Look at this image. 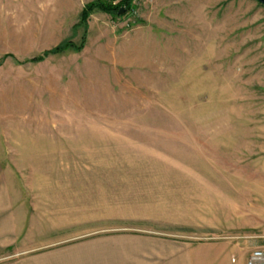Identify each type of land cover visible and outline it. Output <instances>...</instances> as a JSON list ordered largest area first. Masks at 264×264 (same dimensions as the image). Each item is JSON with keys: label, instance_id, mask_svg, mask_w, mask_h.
Masks as SVG:
<instances>
[{"label": "rangeland", "instance_id": "obj_1", "mask_svg": "<svg viewBox=\"0 0 264 264\" xmlns=\"http://www.w3.org/2000/svg\"><path fill=\"white\" fill-rule=\"evenodd\" d=\"M94 0H0V59L79 44ZM0 65L20 228L0 264H246L264 248V5L135 0Z\"/></svg>", "mask_w": 264, "mask_h": 264}, {"label": "trees", "instance_id": "obj_2", "mask_svg": "<svg viewBox=\"0 0 264 264\" xmlns=\"http://www.w3.org/2000/svg\"><path fill=\"white\" fill-rule=\"evenodd\" d=\"M135 0H122L118 5H112L110 2L106 0H94L91 2H88L84 5L81 15H80V21L78 23L79 26H82L84 29L83 36L81 39V42L79 44L73 42L70 39H64L60 43H58L56 46L44 50L42 53L37 54L33 57H30L26 60L18 61L16 60L15 56L12 54H6L0 59V65L3 63V61L8 57H13L16 62H19L20 64L23 63H39L44 61L46 58H48L50 55H56L61 54L67 50H75L77 52H80L87 40V30H88V20L90 16L96 12L101 11L107 14H110L113 18H116L119 16L118 11L125 7L127 11L121 15V17L128 16L129 14H132L134 9L136 8Z\"/></svg>", "mask_w": 264, "mask_h": 264}, {"label": "crops", "instance_id": "obj_3", "mask_svg": "<svg viewBox=\"0 0 264 264\" xmlns=\"http://www.w3.org/2000/svg\"><path fill=\"white\" fill-rule=\"evenodd\" d=\"M17 216L0 160V251L18 244L20 228Z\"/></svg>", "mask_w": 264, "mask_h": 264}, {"label": "built area", "instance_id": "obj_4", "mask_svg": "<svg viewBox=\"0 0 264 264\" xmlns=\"http://www.w3.org/2000/svg\"><path fill=\"white\" fill-rule=\"evenodd\" d=\"M112 5H118L122 0H106ZM246 264H264V248H255L247 257Z\"/></svg>", "mask_w": 264, "mask_h": 264}, {"label": "water", "instance_id": "obj_5", "mask_svg": "<svg viewBox=\"0 0 264 264\" xmlns=\"http://www.w3.org/2000/svg\"><path fill=\"white\" fill-rule=\"evenodd\" d=\"M257 2H259L260 4L264 5V0H256ZM127 11V9L125 7L121 8L119 11H118V14L119 15H123L125 12Z\"/></svg>", "mask_w": 264, "mask_h": 264}]
</instances>
